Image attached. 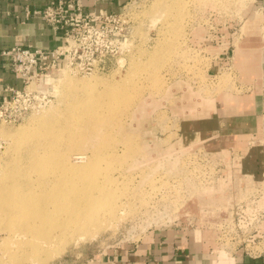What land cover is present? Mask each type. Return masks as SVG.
I'll return each mask as SVG.
<instances>
[{
    "label": "rangeland",
    "instance_id": "rangeland-1",
    "mask_svg": "<svg viewBox=\"0 0 264 264\" xmlns=\"http://www.w3.org/2000/svg\"><path fill=\"white\" fill-rule=\"evenodd\" d=\"M100 10L106 16H98ZM100 10L83 9L92 14L70 20L78 32L68 38L76 40L79 51L33 81L31 87L45 92L38 105H31L17 122L0 120V181L13 176L25 185L38 172L29 166L33 151L47 155L52 148L60 159L67 156L71 162L79 153L97 160L95 181L110 196L106 204L88 207L91 218L82 228L69 226L70 232L60 237V228L51 227L29 238L20 234L25 227L17 224L20 233L9 239L4 230L8 220L3 217L0 264H95L153 227L176 220L210 226L225 218L230 191L239 190L245 181L241 179L238 186L233 175L228 185L236 160L231 161L229 154L218 157L180 128L184 120L196 117L197 107H207L211 98L242 92L234 50L245 38L264 39V7L254 0H124L114 11ZM113 45L118 48L110 49ZM95 48L98 54L108 50L104 67L90 54ZM213 48L221 49L223 55L215 56ZM220 75L232 81L225 83ZM87 107L103 122L95 134L91 127L87 132L82 119L70 123L69 134H79H74L79 148L71 149L73 144L64 140L65 144L54 141L49 149L41 146L44 140L32 141L39 127L55 130L61 120H72L82 112L88 120ZM96 193L98 189L93 190ZM29 239L37 240L31 241L41 244L40 249L33 252ZM23 247L33 256L24 254Z\"/></svg>",
    "mask_w": 264,
    "mask_h": 264
},
{
    "label": "crops",
    "instance_id": "crops-1",
    "mask_svg": "<svg viewBox=\"0 0 264 264\" xmlns=\"http://www.w3.org/2000/svg\"><path fill=\"white\" fill-rule=\"evenodd\" d=\"M82 2L87 11H114L124 0ZM254 2L264 7V0ZM45 4L42 0H0V50L14 45L53 49L63 42V35L51 29L43 19H24L26 6L39 8ZM213 49L215 56L223 55L221 49ZM234 55L235 66L241 73L242 92L237 95L223 92L211 98L207 107H197L196 117L184 120L180 128L193 142L203 143L218 157L229 154L232 161L236 160L228 185H232L233 175L237 185L241 179L248 184L264 179V39L245 38L235 48ZM212 67L216 69L217 65L212 64ZM220 77L225 83L232 81L229 76ZM0 84L1 87L22 88L20 78L11 73L6 60L0 67ZM237 190L230 191L231 198L226 205L244 196ZM225 210V218H229L230 207ZM95 264H264V253L249 258L241 249L224 250L212 228L189 227L184 221L176 220L170 225L153 227L135 242L97 259Z\"/></svg>",
    "mask_w": 264,
    "mask_h": 264
},
{
    "label": "bare ground",
    "instance_id": "bare-ground-1",
    "mask_svg": "<svg viewBox=\"0 0 264 264\" xmlns=\"http://www.w3.org/2000/svg\"><path fill=\"white\" fill-rule=\"evenodd\" d=\"M176 3H178V1ZM175 5H174V7L176 8ZM175 8H173V9H175ZM172 12H174V11H172ZM33 87H35V86H33ZM116 87H117V85H116ZM119 93H121V92H119ZM116 98H117V96H116ZM113 100H115V99H113ZM100 102L101 101H99V103ZM101 103H103V102H101ZM105 105H107V104H105ZM113 106H111L109 108H113ZM99 107H100V105H99ZM90 109L91 108H88L86 111V115L90 116V117H88V120H86V116H84L85 112L84 113L82 112L80 115L75 114V116H73V114H74L73 113L72 114V116H73L72 120H70V119L65 120V118H64L63 119L64 121L61 120L62 124L60 126H58L57 129H55V130L49 126L48 127H39L40 133L32 141H34V142L40 141L41 142L42 140H44V141H46V142H44L46 144H41V146H44V147L46 146L48 149H49L48 146L51 147V145H53V143H55L56 141L57 142L61 141V140H62V142H63V140L67 141V142H71V144H73L71 149L74 148L75 146H78V144H77L78 142L74 138L75 137L74 134H76L77 132L72 131L69 134L68 130H70L69 129L70 123H73V122L78 123L77 121H80V119H82L84 121V123H86L87 129H88L87 132L90 131L91 128H93L94 133L93 132L92 133L95 134V133H97V131L94 129L99 124H101L103 122L100 117L94 118L93 117L94 114L93 115L90 114V113H92V111H90ZM80 116H82V117H80ZM83 125H85V124H83ZM81 126H82V124H81ZM89 127H91V128L89 129ZM65 131L67 132V135L64 134ZM84 131H86V129H84ZM82 132H81V134H83ZM88 133L86 134V132H85V134H86L85 137L88 135ZM76 137H77V135H76ZM92 138H93V140L95 139L94 136ZM86 139H85V141H86ZM89 139H91V137ZM74 140L76 141V145L74 144ZM93 140H91V141L93 142ZM81 142H83V140ZM88 143H89V141H88ZM63 144H65V142H63ZM37 145H38V143H37ZM37 145H35V146H37ZM84 145L85 144H83V146ZM64 146H67V145H64ZM40 147L39 148L37 147V149L40 150ZM44 147L41 150L42 152L39 151L42 154L46 150V149H44ZM67 147H66V149H67ZM63 148L64 147L62 146V149ZM78 148H79V146H78ZM60 149H61V147H60ZM68 149H69V147H68ZM71 149H69L70 153H71ZM49 150L50 151L48 152L47 155L46 154L41 155L37 151H36V153H38V154H36V153L34 154L35 151H33V156L34 155L35 156H34V158L32 156L33 160L29 161L30 162L29 166H30V168L33 169V171L35 170L36 172L37 171L38 172L36 173L35 176H32L30 173L29 175H31V176L28 180H26V183L24 182L25 185H22L23 183H20V180L18 181L17 178H15L13 176L6 177V179L4 181H2V180L0 181V219H2L3 217H6L8 220L6 222H8L9 225H7V226L5 225L6 227L4 230L7 231L6 236L9 239L18 235L17 229L19 227H15V225H17V224H20V225L25 227V229L21 233L20 232H18V233H20V234L23 233V235H26V237L28 236L29 238H32V237L37 238V237H39V236H36L37 232H39L42 229L44 231L47 228H51V227H55L57 229L60 228V231L57 234L58 237H60V235L61 236L64 235L65 231L68 232L69 230H67V229L69 228V226H71V227L73 226L77 229L82 228V226H84L86 219L89 220L91 218L88 215V211H86V210H88V207H90L93 204H106L105 201L110 196V194H107V193L105 194L101 190L100 183L98 184V181H95L94 176L96 175L95 172L97 170V164H96L97 160H94V158H93V160H94L93 161V160H91V158L89 159V156L87 157V155H84V154L81 155L82 153H79L77 156L72 157L73 159H76V160L78 159V160L77 161L72 160V162H71L69 157L66 156V158L60 159L58 157V155H59L58 151L55 154V152L52 151V148H50ZM86 150H87V148H86ZM66 151H67V153L69 152L68 150H66ZM77 151H78V149H77ZM93 151H94V149H93ZM74 152H75V150H74ZM79 152H82V151H79ZM84 152H85V150H84ZM60 154H61V152H60ZM98 154H99V152H98ZM63 155H65V154H63ZM93 155H95V153ZM61 156H62V154H61ZM75 162H77V163H75ZM28 167H27V169H28ZM51 173L54 176L53 175L50 176ZM32 174H35V172L34 173L32 172ZM94 189H98L99 194H97V193H96L97 195L93 194ZM38 235H40V234H38ZM31 240H33L34 242H37V240H34V239L28 240L29 243L32 244V246H31L32 251L35 252V251H37V249H40L38 246H40L41 244L36 245ZM18 241L22 242L23 240L21 241L18 239ZM24 244L26 245V243H23V245ZM21 250H23V249H21ZM25 250H27V249H25ZM25 250L23 252L26 255H27V253H32V251L29 252L28 250L27 251H25ZM16 251H17V249H16ZM16 251H15V253H16ZM18 253H19V255L21 254L20 250H18ZM18 253H16V254H18ZM33 254L34 253H32L31 256H33ZM12 260H13V258H12ZM29 260H30V258H29ZM32 260L33 259H31V261Z\"/></svg>",
    "mask_w": 264,
    "mask_h": 264
},
{
    "label": "built area",
    "instance_id": "built-area-1",
    "mask_svg": "<svg viewBox=\"0 0 264 264\" xmlns=\"http://www.w3.org/2000/svg\"><path fill=\"white\" fill-rule=\"evenodd\" d=\"M42 1H46V4L39 8L26 6L24 19L37 17L43 19L51 29L61 33L64 40L53 49L14 45L0 50V67L2 61L6 60L11 73L19 77L22 82L21 89L11 86L1 87L0 84V120L2 121L17 122L22 119L23 114L31 105H38L41 94L45 92L37 86L30 87V84L36 79L40 80L50 68L59 67L62 59L68 62L76 55L80 47L75 39H70L68 36L78 31L75 27H71L74 23L70 20L75 17L78 21L80 17H88L92 14L83 12L82 0ZM97 15L106 16V13L100 10ZM114 47L118 48L117 45H113L110 49ZM97 50V48L94 51L91 50L90 54L92 56L95 54L98 66L104 67L105 57H107L105 53L109 54L108 50L99 54ZM88 64L91 63L88 62ZM87 69L91 70V67ZM247 183L243 181V185H238L240 187L238 191H242L244 196L235 198L229 203L230 217L207 226L214 229L218 244L222 249L229 251L241 249L247 257L257 258L264 253V179L251 181V184ZM184 222L189 227L196 226L195 221L186 220Z\"/></svg>",
    "mask_w": 264,
    "mask_h": 264
}]
</instances>
